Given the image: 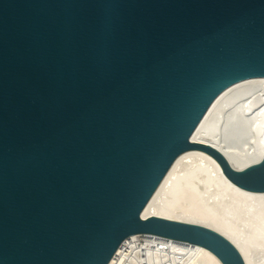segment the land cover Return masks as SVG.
<instances>
[{"label": "water", "instance_id": "95a60500", "mask_svg": "<svg viewBox=\"0 0 264 264\" xmlns=\"http://www.w3.org/2000/svg\"><path fill=\"white\" fill-rule=\"evenodd\" d=\"M264 77V0H0V264H109L151 233L246 264L203 226L141 212L233 83Z\"/></svg>", "mask_w": 264, "mask_h": 264}, {"label": "bare ground", "instance_id": "6f19581e", "mask_svg": "<svg viewBox=\"0 0 264 264\" xmlns=\"http://www.w3.org/2000/svg\"><path fill=\"white\" fill-rule=\"evenodd\" d=\"M217 149L235 170L264 158V77L228 86L191 136ZM156 216L208 228L230 242L246 264H264V192L233 183L210 154L189 149L174 161L144 206ZM109 264H223L208 248L151 233L127 237Z\"/></svg>", "mask_w": 264, "mask_h": 264}]
</instances>
